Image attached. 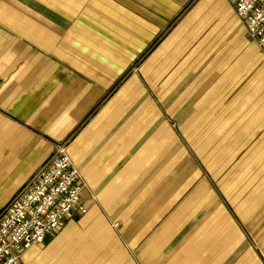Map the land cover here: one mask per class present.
Returning <instances> with one entry per match:
<instances>
[{"label": "crops", "instance_id": "crops-1", "mask_svg": "<svg viewBox=\"0 0 264 264\" xmlns=\"http://www.w3.org/2000/svg\"><path fill=\"white\" fill-rule=\"evenodd\" d=\"M60 145L86 211L22 264H264V50L228 0H0V215Z\"/></svg>", "mask_w": 264, "mask_h": 264}, {"label": "built area", "instance_id": "built-area-1", "mask_svg": "<svg viewBox=\"0 0 264 264\" xmlns=\"http://www.w3.org/2000/svg\"><path fill=\"white\" fill-rule=\"evenodd\" d=\"M247 35L264 50V0H228ZM85 183L67 148L60 145L47 167L0 215V264H22L21 254L42 244L79 209Z\"/></svg>", "mask_w": 264, "mask_h": 264}]
</instances>
